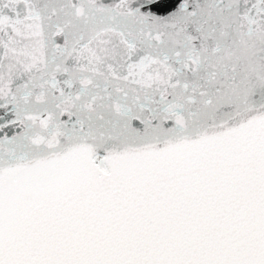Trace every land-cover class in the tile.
<instances>
[{"label":"snow or ice","instance_id":"obj_1","mask_svg":"<svg viewBox=\"0 0 264 264\" xmlns=\"http://www.w3.org/2000/svg\"><path fill=\"white\" fill-rule=\"evenodd\" d=\"M0 264H264V0H0Z\"/></svg>","mask_w":264,"mask_h":264}]
</instances>
